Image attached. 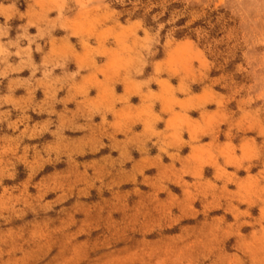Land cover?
Returning <instances> with one entry per match:
<instances>
[{"label": "rangeland", "instance_id": "1", "mask_svg": "<svg viewBox=\"0 0 264 264\" xmlns=\"http://www.w3.org/2000/svg\"><path fill=\"white\" fill-rule=\"evenodd\" d=\"M0 264H264V0H0Z\"/></svg>", "mask_w": 264, "mask_h": 264}]
</instances>
